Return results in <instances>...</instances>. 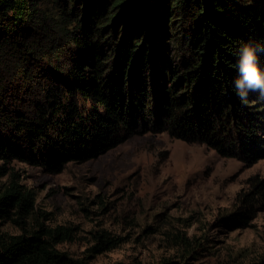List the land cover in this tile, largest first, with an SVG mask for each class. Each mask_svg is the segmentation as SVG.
I'll return each instance as SVG.
<instances>
[{"label": "trees", "instance_id": "16d2710c", "mask_svg": "<svg viewBox=\"0 0 264 264\" xmlns=\"http://www.w3.org/2000/svg\"><path fill=\"white\" fill-rule=\"evenodd\" d=\"M243 43L264 45V0H0V222L19 229L0 232V264L69 258L56 248L68 229L39 221L13 159L59 172L162 131L246 165L263 157L264 99L235 94ZM246 184L222 218L234 227L264 209V176Z\"/></svg>", "mask_w": 264, "mask_h": 264}, {"label": "rangeland", "instance_id": "374dc122", "mask_svg": "<svg viewBox=\"0 0 264 264\" xmlns=\"http://www.w3.org/2000/svg\"><path fill=\"white\" fill-rule=\"evenodd\" d=\"M8 164L34 190L39 221L68 229L56 245L66 264H248L264 251V209L247 227L222 219L247 178L264 176V156L246 165L162 131L135 133L59 172ZM0 232L19 229L2 221Z\"/></svg>", "mask_w": 264, "mask_h": 264}, {"label": "clouds", "instance_id": "9594fccd", "mask_svg": "<svg viewBox=\"0 0 264 264\" xmlns=\"http://www.w3.org/2000/svg\"><path fill=\"white\" fill-rule=\"evenodd\" d=\"M238 51L235 94L241 101H246L250 92L258 93L259 98L264 99V71H261L257 57V52L264 53V45L254 47L243 43Z\"/></svg>", "mask_w": 264, "mask_h": 264}]
</instances>
